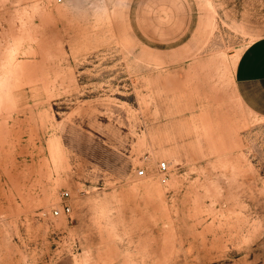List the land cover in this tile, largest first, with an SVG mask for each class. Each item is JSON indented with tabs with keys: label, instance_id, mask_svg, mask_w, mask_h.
Segmentation results:
<instances>
[{
	"label": "rangeland",
	"instance_id": "rangeland-1",
	"mask_svg": "<svg viewBox=\"0 0 264 264\" xmlns=\"http://www.w3.org/2000/svg\"><path fill=\"white\" fill-rule=\"evenodd\" d=\"M263 36L264 0H0V264H264Z\"/></svg>",
	"mask_w": 264,
	"mask_h": 264
},
{
	"label": "crops",
	"instance_id": "crops-1",
	"mask_svg": "<svg viewBox=\"0 0 264 264\" xmlns=\"http://www.w3.org/2000/svg\"><path fill=\"white\" fill-rule=\"evenodd\" d=\"M235 78L237 84L249 89V94L253 95L251 99L263 98L264 102V89L256 90L264 85V36L243 50L236 65Z\"/></svg>",
	"mask_w": 264,
	"mask_h": 264
},
{
	"label": "built area",
	"instance_id": "built-area-1",
	"mask_svg": "<svg viewBox=\"0 0 264 264\" xmlns=\"http://www.w3.org/2000/svg\"><path fill=\"white\" fill-rule=\"evenodd\" d=\"M170 172H171V169H170L169 163L167 161L159 162L158 174H159L161 182L165 185L169 181ZM138 174H139V176L144 177L147 175V171H146V169H141V170H139ZM62 196L64 198L63 207L54 209L52 211V216H54V217H59L63 213L66 215H70L72 213V210H73L72 205L68 202L69 199L71 198V193L69 191H64Z\"/></svg>",
	"mask_w": 264,
	"mask_h": 264
}]
</instances>
